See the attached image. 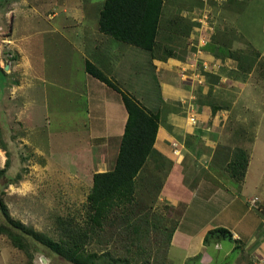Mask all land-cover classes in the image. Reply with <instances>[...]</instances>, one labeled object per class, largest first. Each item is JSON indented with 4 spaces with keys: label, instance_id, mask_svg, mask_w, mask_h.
<instances>
[{
    "label": "crops",
    "instance_id": "crops-1",
    "mask_svg": "<svg viewBox=\"0 0 264 264\" xmlns=\"http://www.w3.org/2000/svg\"><path fill=\"white\" fill-rule=\"evenodd\" d=\"M216 4L210 19L205 6L192 14L190 5L181 10L171 5L161 35L165 51L142 50L146 55L99 31L103 5L95 19L89 18L87 9L75 8L82 14L78 20L53 26L55 31L71 32L67 51H76L81 60L83 83L72 80L67 93L71 101L79 100L85 118L72 119L80 124L73 125L71 133L79 146L99 148L98 173L113 167L109 143L116 139L119 146L127 112L118 91L85 72L86 61L159 115L153 149L170 163L159 201L172 212L179 207L167 248L168 264H173L174 251L181 252L179 264H264V0ZM54 13L48 17L54 18ZM178 23L187 30L177 33ZM161 30L160 21L158 43ZM193 41L195 49H190L187 44ZM141 75L153 81L156 97L145 90L150 82L139 80ZM17 89L21 109L25 107L22 119H40L42 111L36 110H46L48 100L34 93L41 94L44 87ZM54 98L58 100L57 95ZM67 108L76 111L71 104ZM42 119L46 123L49 117ZM173 143L179 144V157L172 155ZM236 149L248 156L240 181L226 171ZM251 200H256L254 207L249 206ZM218 228L228 234L215 233L205 242L206 235ZM225 243L230 245L225 248Z\"/></svg>",
    "mask_w": 264,
    "mask_h": 264
},
{
    "label": "rangeland",
    "instance_id": "rangeland-1",
    "mask_svg": "<svg viewBox=\"0 0 264 264\" xmlns=\"http://www.w3.org/2000/svg\"><path fill=\"white\" fill-rule=\"evenodd\" d=\"M103 3L104 0H0V227L10 229L19 237L16 243L25 246L19 249L8 236L0 234V264H41V258L46 259L45 264H75L30 238L28 231L80 252L88 264H168L167 248L179 207L172 212L165 201H159L162 180L170 168L162 157L152 154L148 158L134 181L131 200L123 199L107 213L102 226L91 219L88 197L93 176L99 170L95 161L101 155L99 148L80 147L72 139L71 130L80 124L72 119L85 118L79 100L71 101L67 93L72 80L76 85L83 83L81 60L76 51H67L71 32H58L53 26L78 20L82 14L75 8L81 12L87 9L89 18L95 19ZM217 4L213 0H166L159 35H165L171 5L179 10L190 5L192 14L202 12L205 6V10L210 9V19L211 9ZM52 11L54 18L48 17ZM175 15L178 22L180 17ZM184 27L178 23L176 32L183 33L187 30ZM160 36L158 49L165 51ZM190 43L187 46L195 49V41ZM138 79L150 82L144 88L156 97L153 81L147 75ZM21 85L44 87L41 94L34 93L48 100L46 110L35 109L42 111L40 119L20 116L25 109L19 103L17 88ZM68 104L76 111L70 113ZM46 116L49 119L45 123L42 118ZM22 128H28L27 132ZM8 129L9 133L5 132ZM118 148L117 140L112 139L110 163L115 162ZM228 170L227 164V173ZM9 220L23 228L14 227ZM226 245L230 244L225 243V248ZM173 253V264H179L181 252Z\"/></svg>",
    "mask_w": 264,
    "mask_h": 264
},
{
    "label": "trees",
    "instance_id": "trees-1",
    "mask_svg": "<svg viewBox=\"0 0 264 264\" xmlns=\"http://www.w3.org/2000/svg\"><path fill=\"white\" fill-rule=\"evenodd\" d=\"M163 9V0H105L99 14L98 29L116 41L154 53L158 49L157 35ZM85 72L118 91L127 112V120L113 169L94 174L93 188L88 197L91 219L95 225L102 226L107 213L120 205L123 199L131 200L135 179L148 158L152 154L157 155L153 144L158 130L159 115L149 112L135 98L120 91L88 61L85 62ZM247 164V154L241 149H236L232 160L228 163L230 176L240 181L245 175ZM8 223L14 227L23 228L11 220ZM215 233L228 234L225 229H215L206 235L205 242ZM0 234L8 236L17 248H25L22 243H16L19 237L10 229L0 227ZM26 234L33 240L48 246L53 253L63 256L69 262L88 264L86 257L76 250L65 249L59 243L38 233L28 231ZM171 235L172 233L170 238Z\"/></svg>",
    "mask_w": 264,
    "mask_h": 264
},
{
    "label": "built area",
    "instance_id": "built-area-1",
    "mask_svg": "<svg viewBox=\"0 0 264 264\" xmlns=\"http://www.w3.org/2000/svg\"><path fill=\"white\" fill-rule=\"evenodd\" d=\"M213 1L217 2V0H213ZM222 1L223 0L218 1V2H222ZM190 120H191V122H194L195 119H194V117H191ZM171 148H172V155L175 156V157H179V155H180L179 144L178 143H173L172 146H171ZM255 204H256V200L249 201V206L250 207H254Z\"/></svg>",
    "mask_w": 264,
    "mask_h": 264
},
{
    "label": "water",
    "instance_id": "water-1",
    "mask_svg": "<svg viewBox=\"0 0 264 264\" xmlns=\"http://www.w3.org/2000/svg\"><path fill=\"white\" fill-rule=\"evenodd\" d=\"M47 261L45 258H41V264H45Z\"/></svg>",
    "mask_w": 264,
    "mask_h": 264
}]
</instances>
